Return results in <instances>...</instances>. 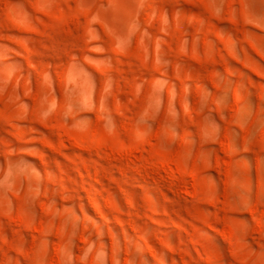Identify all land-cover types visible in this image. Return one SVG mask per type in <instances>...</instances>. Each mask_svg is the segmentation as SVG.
Returning a JSON list of instances; mask_svg holds the SVG:
<instances>
[{
  "label": "rangeland",
  "instance_id": "rangeland-1",
  "mask_svg": "<svg viewBox=\"0 0 264 264\" xmlns=\"http://www.w3.org/2000/svg\"><path fill=\"white\" fill-rule=\"evenodd\" d=\"M0 264H264V0H0Z\"/></svg>",
  "mask_w": 264,
  "mask_h": 264
},
{
  "label": "bare ground",
  "instance_id": "bare-ground-1",
  "mask_svg": "<svg viewBox=\"0 0 264 264\" xmlns=\"http://www.w3.org/2000/svg\"><path fill=\"white\" fill-rule=\"evenodd\" d=\"M196 16V15H195ZM194 18V17H193ZM118 132V131H117ZM134 238V237H133ZM135 242V241H134ZM142 245V244H141ZM143 247V246H142ZM144 248V247H143Z\"/></svg>",
  "mask_w": 264,
  "mask_h": 264
}]
</instances>
